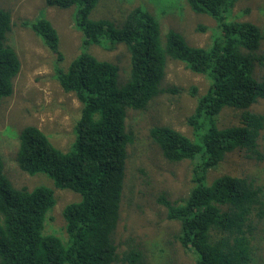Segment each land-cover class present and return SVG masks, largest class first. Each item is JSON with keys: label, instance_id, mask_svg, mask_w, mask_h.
<instances>
[{"label": "trees", "instance_id": "16d2710c", "mask_svg": "<svg viewBox=\"0 0 264 264\" xmlns=\"http://www.w3.org/2000/svg\"><path fill=\"white\" fill-rule=\"evenodd\" d=\"M44 1L49 7H77L75 25L82 33V50L66 70L55 66L53 77L64 93L75 96L80 108L69 150L56 148L36 126H25L17 135L14 163L27 175H45L56 188L76 193L79 199L62 212L65 242L44 234L46 215L55 203L53 191L15 187L0 156V264H140V251L129 244L119 254L114 238L126 149L133 142L125 130L126 110L143 111L157 96L179 94L177 88L163 85L170 62L207 75L211 82L198 96L191 88L196 104L186 122L192 139L169 126L149 130L165 161L189 160L192 165L185 197L171 202L160 194L155 202L165 207L170 221L178 222L174 239L192 252L195 264H254V237L264 221V185L257 178L231 174L208 181L207 175L235 151L255 162L264 159L258 146L264 114L248 110L264 100V78L258 81L254 76L255 68L263 66L264 29L231 16L239 0H184L193 14L215 22L209 45L196 47L172 29L162 33L157 18L141 7L113 23L90 18L100 0ZM21 24L60 57L57 32L47 19ZM11 28L10 11L0 8V100L11 96L21 66L7 42ZM92 44L106 49L126 46L130 76L122 85L115 64L85 50ZM224 109L238 113L237 124L217 125ZM263 172L264 167L256 170Z\"/></svg>", "mask_w": 264, "mask_h": 264}, {"label": "rangeland", "instance_id": "374dc122", "mask_svg": "<svg viewBox=\"0 0 264 264\" xmlns=\"http://www.w3.org/2000/svg\"><path fill=\"white\" fill-rule=\"evenodd\" d=\"M135 7L153 14L162 33L172 29L191 46L207 47L211 41L215 22L206 15L193 14L184 0H100L89 16L116 23ZM0 8L10 11L12 28L7 42L21 65L11 96L0 100V156L6 176L15 187L32 190L43 186L53 191L55 203L46 215L44 234L56 235L64 241L67 233L62 212L67 204L78 201L79 195L56 188L43 174L30 176L21 172L14 158L17 135L25 126H36L62 151L69 150L74 140V123L80 103L73 94L61 90L53 77V69L58 66L66 70L82 50V33L75 25L77 7H49L44 0H0ZM231 16L264 29V0H239L231 9ZM38 17L47 19L57 32L60 57L49 52L42 40L21 24ZM199 26L205 30L198 31ZM85 50L97 60L117 66L119 85L130 76L129 54L124 44L114 45L112 49L92 44ZM260 54L264 56V46ZM254 76L258 81L263 80L264 60L263 66L255 68ZM208 78L190 72L183 64L170 62L163 85L177 88L179 94L157 96L143 111L126 110L125 130L132 134L133 142L126 149L124 188L114 238L119 254L129 244L134 245L142 254L140 264H195L192 252L174 239L178 222L170 221L165 207L155 202L160 194L171 202L185 197L190 188L191 162L165 161L150 139L149 130L154 126H169L192 139V129L186 122L196 104L191 88L196 89V96L203 94L211 82ZM248 110L264 114V100ZM237 120L238 113L230 109H224L216 119L219 127L237 124ZM258 146L264 153V131ZM259 166L264 167V159L255 162L235 151L210 170L207 179L211 181L222 174H231L257 178L259 184L264 185V172L256 174ZM254 251V264H264V221L256 231Z\"/></svg>", "mask_w": 264, "mask_h": 264}]
</instances>
